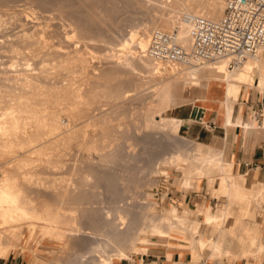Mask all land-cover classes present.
Returning <instances> with one entry per match:
<instances>
[{"label": "rangeland", "instance_id": "obj_1", "mask_svg": "<svg viewBox=\"0 0 264 264\" xmlns=\"http://www.w3.org/2000/svg\"><path fill=\"white\" fill-rule=\"evenodd\" d=\"M109 1H112L113 6L109 5L111 4ZM140 1H145L144 3L147 2L145 4L146 6L142 5L143 3ZM140 1L132 0V3H135L128 4L124 0H108V7H110V10H113L111 11L112 16H110L109 10H106V3H108L106 0H0V22L2 21L3 26L0 31V70L10 63H12L11 66L13 65L12 68H14V70L23 66V59L18 55V30L20 29L19 24L22 23L29 35L34 37L42 36L48 41V43L56 44L57 47L66 51L64 55L57 56L56 58L54 57V60H51V57L49 58V56H47V59H49V62H45L46 70L49 68V71L47 72H59V76L56 75L58 78L60 77V80L64 79L63 81H65V78L69 75L74 79L77 78L79 81L78 82L76 79L77 84L80 83L79 86L83 89V87L85 88V86H87L86 84H88L87 79L90 81V78L92 77L89 75H92L91 73L94 72L91 71L93 67L105 69L109 63H112L110 62V59L107 57L105 58L106 55H104L105 52L109 51V45H107L109 43L104 44L103 41V43L97 45L96 42H98V40L96 41L95 36L97 38V35H100L101 37H104L105 40H110L113 43L115 42L114 44L120 43L119 41H121V39L124 40L130 38V35L133 34L130 29H133V27L136 28V26L138 27V25L145 19L148 20L149 10H151L149 0ZM190 1L197 6H202L206 2L212 0ZM139 2L142 4H138ZM62 3H64L63 5H65V7L68 5L66 10L68 7H71V14L67 15L69 11H67L66 14H61L65 13L63 12L65 7L64 10L61 8L63 6ZM150 3H152V0H150ZM114 5L115 7L117 6V10L115 8L112 9ZM59 9H61L62 12L58 11ZM78 10L84 14L81 16L83 18L80 19L81 21L84 20L83 24L85 26H87V22H85L87 21L86 18L92 19L95 16V19L93 18V20L97 21V23L91 21V23H95V29L90 35L85 37H83L79 31L78 26H75L77 24H74V22H77L79 19H76ZM73 11H75L74 13L76 14H74ZM86 13L88 14L86 15ZM89 14L93 15V17ZM100 19L101 21L98 22ZM103 19L104 21H102ZM46 25L51 26L48 28ZM43 26L45 29L47 28L48 31L47 29L45 31ZM42 27L44 31L42 30ZM95 32H97L96 35ZM99 42L102 41L99 40ZM86 48L93 50L94 52L93 56L88 58V71L86 74L82 75L78 71L70 73V68L65 70L64 68L59 70V68L56 70L58 63L62 59L73 61V57L76 56L78 52L84 51ZM116 53L119 57L128 54L127 51H124L123 47L118 48ZM122 59H125V57H121V60ZM54 64H57L56 68L52 66ZM54 69L55 71L53 72ZM8 70L6 68L7 73L0 71L1 112L3 111L2 107L5 105V102L6 104L14 102L13 100L10 101V95L7 96V94L11 92L9 91L10 88L14 87V81L6 79V76L11 73V68ZM25 72L28 71L26 70ZM132 77H134L135 80L145 79L144 76L141 75L140 77V74L138 75V73L131 72L124 75L117 74L113 79L108 81V83L111 84V82L114 83L115 81V85L120 81L122 83V81L131 79ZM127 82L128 80L123 82L122 85H125ZM255 82H258V78L255 79ZM17 83H19V81ZM128 85H125L126 87L124 86L123 88L126 90L124 91L127 94L123 91L125 95H120L122 99L120 97L117 100L109 96L107 97L106 95V97L100 96L99 99H96L90 104L86 102V99H82L83 102L81 101V104L84 103V105L82 104L83 106L88 104V108L85 114L78 117V119L81 118L79 119L80 121L76 119V121H78L77 126L81 121L83 123H80V126H78L79 130L82 128L79 135L69 139L68 143L65 142L66 144H62L63 146L59 144L60 146L58 147L56 146L57 144H55L52 149L48 147L47 155H41L43 157H35V153H30L33 157H26V159L22 156V154L25 153L22 151L23 148H20L19 146L14 147L13 153L2 152L0 154V156L4 158V163L6 162L3 166L1 165L3 169L8 166V169L5 168V170H8L10 175H13L11 174V171L16 174L13 175L14 180L16 179L15 181L17 185L15 189L18 190L19 188L24 191L25 195L23 193V196L27 197V205L29 207H40L42 205L45 207L48 206V213L57 216L54 220V227L58 228V231L61 230L60 232L65 235L59 236L57 234H51L50 232L42 234V232L39 231L41 229L38 224H35L36 227L31 230V232L33 231L31 233L28 230V224L24 221L22 223L19 221L18 224H16V226L21 224L19 227L17 226L18 231L21 227V230L19 232L17 231L19 238L16 240V246L13 249H10L6 256H14L19 253L23 257L22 264H75L71 261L73 253L81 251L87 248L92 242L94 243L99 240L100 237H102L100 235L98 236V232H100L99 230H112L113 228L111 226V228H109L110 224L108 225L109 222H112L117 227V230H124L126 226L131 223V229L129 228V233H131L130 236L136 235L135 232L140 229L145 233V235L137 234L136 237H139L141 240H146L147 243H139L136 241L133 251L128 252L129 258L126 259L131 260V264H138L136 259L142 253L163 252L165 253L166 258L169 259L170 252L174 250L179 253V260L182 262L174 260L178 263H174L173 261L172 264H187L191 259L190 247L178 243L177 240H179V238L189 240V238L184 235H179L180 232L177 229H168V221L161 218L162 210L167 209L172 205L176 206L179 212L186 208L191 211L188 219L193 220L202 218L203 205L205 204L210 205L211 210L214 212L217 210V204L219 203L226 205L228 208L227 210L230 211H237L240 206H242V203H239L237 197L231 194L232 191L228 192L227 190H223L220 192V189L217 186L220 182V175L218 173L213 172L210 174L209 176L212 177L210 180L207 176L198 177L193 173L190 177L183 176L186 174L182 172V167L186 162L189 160L191 161V155V158H188V161H185L184 159H181V161L177 159L172 160L173 157L169 159L168 157L173 156L171 155L173 154L172 152L176 154V152H178L177 150L185 152L183 154L191 153L190 151L192 147L190 142H188L187 139L186 141L185 138L192 140L196 139L185 136L181 132H178L177 135L168 130L161 131L154 127H144L142 121L143 118L141 116H143L142 112H144V108L147 104L149 105V102L152 103L154 100L151 92L153 90L150 91V89L147 90L142 87H138L137 90L133 86L128 87ZM145 85L146 83L144 86ZM199 89L200 87L198 86L186 83L183 89L179 92L177 104L193 100L191 97H187L197 94ZM14 90L15 92H18L16 88ZM249 93H251L253 97L258 98V100L260 99V96H263V99L261 100H264V90L261 91L254 86H250L246 88V91L242 96L244 103H238L240 100L239 97L236 100L238 105H242L243 108L245 106L247 110L243 117H250V120H253L250 114L254 107V103L249 102V98L247 97ZM7 99L9 101H7ZM58 101L56 102L59 103ZM61 102L62 101H60V103ZM68 102L69 101H63L62 103L68 104ZM196 102L199 103V100L197 99L195 103ZM56 105V107L60 106V104ZM194 105L193 107H196ZM173 111L174 110L167 108L165 111H161V114L163 116H171ZM105 113H109L105 118L108 119L107 117L110 116L109 120L112 122L110 125L112 131L109 135L106 134L107 136L104 135L105 133L102 134L105 129H103L104 127H102V125L104 126V124H102V121L100 120V115L104 116ZM60 116L62 125L66 127L68 123L65 118L66 115L62 114ZM196 120H200V118ZM248 120L249 119H246V121ZM89 139L96 140L95 145H90L89 148L91 150L85 148V141ZM181 147H185L186 149L188 147L191 148L190 150H188L189 148L187 150L185 148V150H180ZM215 147L219 148L217 146ZM14 154H18L17 157H12L10 160L9 156H13ZM183 154L180 153V156L184 158ZM187 157L189 156L187 155ZM5 158L7 160H5ZM9 160L11 165H9ZM18 160H21V164L15 163L19 162ZM26 160L27 163L25 162ZM23 161L25 162L24 168L22 164ZM160 162L165 163L162 164ZM2 163L0 162V164ZM12 164L18 169L16 168L14 171L11 170L13 167ZM90 164L93 167L91 166L90 168V166H88ZM14 167L12 169H15ZM24 169L25 171L23 172ZM19 171L22 172L19 173ZM104 175L111 177L108 178L106 176L105 178ZM111 178H115L116 180L114 182L115 187H111L112 189H110L106 183V180ZM186 179L191 180L190 188L185 187ZM75 181L77 183L82 181L85 183L82 188H89V194L92 192L91 196L93 197L91 202L83 203V201H75V203H70L66 200L67 197L65 196H62V201L59 199V196L56 197L64 189V186L67 184L72 185ZM92 186L95 187L94 190ZM184 194H187L186 199H184ZM256 204L258 203L254 201L250 202L253 211L251 210L249 212L250 216L249 214L243 216L241 222L242 225L245 223L250 225L257 223L260 226L261 240L264 242V210ZM93 207L98 209L95 210L98 212L97 228L99 229H97V231L90 229V224L88 223L89 220L85 217L87 211H91L90 209L94 210ZM82 209H84V211L86 210V213ZM83 212L85 215L82 216ZM107 212L109 213V216L106 215ZM251 214L253 215L251 216ZM144 215L151 216V220L142 218ZM69 218H73V222L70 224H68V220H70ZM65 222L68 223L66 224ZM222 222L217 226H215L216 224L204 225L203 223H200L199 231L201 235H209L213 240L220 239L221 235L226 234L227 230L229 232L233 228H230L225 221ZM106 223L107 225H105ZM154 223L161 227L159 233H155L151 230V224ZM240 228L242 229L241 226ZM233 230L235 232V243L227 240L228 243L225 241L223 244L226 247L227 245L230 247L232 246L233 251L237 253L239 252L237 251L239 247L238 240L242 241L243 237L239 236L238 239L236 238L238 237L236 232L241 231H239V226H235ZM91 231L93 232L91 233ZM170 231L173 232L172 235L170 234ZM241 233L242 232L238 234L241 235ZM236 243L238 244L237 246ZM142 246H146L145 251L142 250ZM185 252L189 255V258H187L188 256L186 258L183 257ZM200 254L202 257L200 263L204 264H264V251L257 252L256 254L254 250H252V253H249L245 257L235 254H222L217 257L216 255L211 254V251H209L208 248L204 247L200 250ZM90 256L98 258V255H94L93 253ZM36 257L39 259H35ZM85 264L87 263L85 262Z\"/></svg>", "mask_w": 264, "mask_h": 264}, {"label": "bare ground", "instance_id": "obj_2", "mask_svg": "<svg viewBox=\"0 0 264 264\" xmlns=\"http://www.w3.org/2000/svg\"><path fill=\"white\" fill-rule=\"evenodd\" d=\"M106 1L108 2V0ZM124 1H126L128 4L132 3V0ZM109 2L106 3L107 8H109H106V10H109L110 16H112L111 11L113 10H110V7H108ZM140 2L138 4L143 3L142 5L146 6L145 4L147 2ZM110 3L111 4L109 5L113 6L112 1ZM134 3L135 2H133L132 4ZM152 3H150L149 0V6L151 10L147 9L150 11H148V20L145 19L146 21L144 20L143 22H141L138 27L136 26V28L133 27V29H130L133 32V34L130 35V38H126L124 40L121 39V41H119L120 43L114 44L115 42L113 43L110 40H105V38L101 37L100 35H97V38L95 36L96 41L98 40V42H96L97 45L99 43H103V41L104 44L109 43L107 44L109 45V51L105 52L104 55H106L105 58L107 57L108 59H110V62L112 63H109V65H107V68L105 67V69H98L96 67H93L91 71L94 72L91 73L92 75H89L92 77L90 78V81L89 79H87L88 84H86L87 86H85V88L83 87V89L81 88V86H79L80 83L77 84V78L76 81V79L69 75L65 78L66 80L63 81L64 79L60 80V77L58 78L59 72H47L49 71V68L48 70H46L45 67V62L49 60L47 59V56H49V58L51 57V60H54L57 56L64 55L66 51L60 47H57L56 44L48 43V41L42 36L34 37L29 35L26 32V28L24 27V25L20 23V29L18 30V55H20L19 57L23 59V68H16L17 70H14V68H12L13 65L11 66L12 63H10L9 65L3 67L2 70H0L6 72V68L7 70L11 68V73L10 75L6 76V79L14 81V87H11L9 90L11 92L7 94V96H11V98H9L10 101L13 100L14 102L7 104L5 102V105L2 107L3 111H0V154L2 152L13 153L14 147L19 146L20 148H23L22 151L25 152L22 154L23 158L33 157L30 155V153H35V157L47 155L48 147L52 149L55 144H57L56 146L58 147L60 145L63 146L62 144H64L65 142L68 143L69 139L74 136L77 137V135H79L82 128L79 130L78 126H80V123H82V121L77 126V122L80 121L79 119H81H78V117L85 114L88 108V104H85L86 106H83L84 103H82L83 105L81 104L82 99H86V102L89 104L93 103L96 99H99L100 96L106 97V95L107 97L109 96L113 99L118 100V98H120L122 95H125L124 93H126V90L123 88L128 84V87L133 86L136 89L138 87H142L143 89H150V91L153 90L151 92L153 94L154 100L153 102L151 100L152 103L149 102V105L147 104V106L144 108V112H142L143 116H141L143 118L142 121L144 127H154L161 131L168 130L175 134L180 132L179 129L182 125V119L174 116H163L161 114V111H165V109L170 107L173 101L174 94L182 90L186 83L207 90H210L211 87H214L215 89H218L220 91V96L217 98V111L223 116L226 127L240 125L244 133L249 131L251 127H258L255 118H253V120L243 122L241 121L240 115L238 113L236 119L234 120L231 118V112L233 103L236 102L240 93H244L246 91V88L254 86L261 91L264 90V54H262V52L257 53L256 55H250L242 58L240 63L236 67L232 68H229L224 60L203 63L189 62L178 64L153 62L149 59V57L146 56L145 53L148 43V34L153 28L172 30L176 34L178 42L183 45H187L190 40L189 25L191 17L195 15H202L213 19L218 18L222 13L223 0H212L210 2H206L202 6H197L190 0H152ZM63 4L64 3H62V5ZM64 7L65 5H63L61 8L64 10ZM113 8L116 9L117 6L115 7L114 5L112 9ZM70 9L71 7H68L66 11H63L65 13L61 14H66L67 11H69L67 15L71 14ZM58 11L62 12L61 9H59ZM74 12L75 11H73V13ZM87 14L88 13H86V15ZM77 15L76 19H79L77 20V22H74V24H77L75 26H78V29L83 37L90 35L95 29V23L93 24L91 23V21L97 23V21L93 20L95 16L93 17V15L89 14L93 18H86L87 21L85 22H87V26H85L83 24L84 20L82 19L83 21H81L80 19L83 18L81 17L84 15L83 12L78 10ZM100 21L101 19L98 22ZM102 21H104V19ZM50 26H48V28ZM2 27L3 26L1 21L0 31L2 30ZM96 34L97 32H95V35ZM99 40L102 42H99ZM122 47L124 48V51L128 52V54H125V56L120 55L121 57H125V59L121 60V57L118 56L116 51L118 48ZM93 53V50L86 48L84 51L78 52L76 56L73 57V61H66L62 59L58 63L56 70H58L59 68V70H61L62 68H64V70L70 68V73H75V71H78L82 75L86 74L88 71V58L90 56H93ZM54 65L52 66L56 68L57 64L55 66ZM26 70L28 72H25ZM54 71L55 69L53 70V72ZM131 72L138 73V75L140 74V77L142 75L145 77V79L141 80L139 78L140 80H135V78L132 77L131 79H126L128 80V82L125 85L123 84L124 86L122 85V83L126 82V80L122 81V83L121 81H118L121 84L118 83L114 85L115 81L114 83L111 82V84L108 83V81L113 79L117 74L124 75ZM256 78H258V82H255ZM18 81L19 83H17ZM145 83L146 85L144 86ZM15 88L18 90V92H15ZM7 101L9 100L7 99ZM56 101H58L59 103H57ZM60 101L69 102L68 104H64L61 102L63 104L62 105ZM54 102L58 105L60 104V106L56 107L57 105ZM62 114L66 115L65 118L68 121L66 127L62 125L60 116ZM108 114L105 113L104 116L100 115V120L102 121L100 122L104 124V126L102 125V127H104L103 129H105L102 132V134L105 133L104 135H109L112 131V127L110 126L112 122H110L109 120L110 116L107 117L108 119L105 118ZM76 119H78V121H76ZM186 139L188 140V138H185V140ZM95 141L94 139L86 140L85 148L90 149V145H95ZM184 148L181 147L180 150ZM190 148L188 150H190ZM177 151L178 152H176V154L172 152L173 154L171 155L173 156H169L168 159L173 157L172 160L177 159L181 161V159H184L185 161H188V158L192 157L191 161L189 160L182 167V172L186 174L183 176L190 177V175L193 173L198 177L207 176L210 180V178L212 179V177H210L209 175L213 172H216L220 175V182L219 185H217L220 189V192L223 190H227L228 192H230V187H233L234 190L232 192L234 193V196L237 197L239 203H242V206H240L237 211L227 210L228 208L226 207V205L219 203L217 204V210L215 212L211 210L210 205L205 204L203 205L202 218L193 220L188 219L189 213H191V211L186 208L179 212L177 207L172 205L171 207L162 210L161 218L168 221V229H177L180 232L179 235H184L189 238V240H183L178 237L179 240H177L178 243L190 247L191 259L187 264H204L200 263L202 261L200 250H202L204 247L208 248L209 251L213 252L217 257L222 254H235L245 257L249 253H252V250H254L256 254L257 252L264 251V242H262L260 237V226L257 223H251L252 225H250L246 223L244 224V222V225H242L241 222L243 216H245L246 214H249L250 216L249 212L252 210L250 206L251 201L257 202L258 204L256 205L263 208L264 210V185L254 182L251 187L245 186V176L233 173L232 163L224 160L225 158L223 159V151H221L220 149L211 147L209 151L203 152L191 148V153L189 154H183L185 152H181L179 150ZM179 152L184 155V158L180 156ZM17 155L18 154L9 156L10 160L12 157H17ZM187 155L189 157H187ZM5 160L7 159L5 158ZM10 160L8 161L9 165H11ZM20 161L15 163L21 164ZM0 162L2 163L0 164V258L5 257L9 250L13 249L16 246V240H18L19 238V235L17 234L18 225L16 226V224H18L19 221H21V223L24 221L26 224H28V230L30 232L33 228L36 227L35 224H38L41 229L39 231L42 232V234L50 232L51 234L53 233L59 236H63L64 234L60 232L61 230L58 231V228H55L53 225L55 223L54 220L57 216L48 213V206L45 207L44 205H42L40 207H29L27 205V197L23 196L24 191L20 190L19 188L18 190L15 189L17 186L15 181L16 179L14 180L13 176L15 173H12L11 171V174L13 175H10V173H8V170H5V168H7L8 166H4L5 168L3 169L2 166L3 164H6V162L4 163V158H2V156H0ZM25 162L27 163V160ZM25 162H22L23 168L25 166ZM160 163L164 164L165 162ZM88 166H90L91 168L92 165L90 164ZM12 168L11 170L14 171L17 167H14L15 169ZM24 171L25 169L23 170V172ZM21 172L19 171V173ZM107 177L109 178L111 176ZM115 181V178L106 180L107 186L112 189L111 187H115ZM81 182L82 181H80V183H77L75 181L76 185L74 183L72 184L73 186L67 184L56 197L59 196V199L62 201V196H65L67 197L66 200L70 203H75V201H83V203L91 202L93 198L91 196L92 192L91 194H89V188H82L85 183ZM190 186L191 180L186 179L185 187L190 188ZM94 188L95 187H93V190ZM82 210L84 211V209ZM90 210L91 211H87L85 217H87L86 219L89 220L88 223L90 224V229L93 231H97V229H99L97 228L98 212H96L95 210L98 209L94 208V210ZM84 212L86 213V210ZM84 212L82 216L85 215ZM106 215L109 216V213L107 212ZM252 215L253 214H251V216ZM142 218L151 220L152 217L149 215H144L142 216ZM69 219L70 220L67 219L69 221V223L67 222L68 224L73 222V218ZM222 221H225L230 228L239 226V231L241 230L240 232L242 233L240 235L238 234L240 232H236V234L238 235V237L236 238L238 239L239 236L243 237L242 241L238 240L239 245L236 243V246H239L237 250L239 252L236 253L233 251L232 246V248L228 245L226 247L223 244L227 240L235 243V232L233 228L229 232L227 230L228 233L226 232V234L221 235L220 239L216 240H213L209 235H201L199 231L200 223H203L204 225L216 224L215 226H217ZM107 223L105 225H107ZM130 224L126 226L127 229L125 228L124 230H117V227L112 222H109V228L112 227L113 229H109L110 231L99 230L100 232H98V236L100 235L102 237H100V239L95 241L94 243L92 242L91 244H89L87 248L81 251L74 252L71 261H73L75 264H85V262L87 264H107L111 260L129 258L128 252L133 251V247L136 245V241L139 243H147L146 240H141L139 237H136L137 234L145 235V233L141 229L135 232L136 235L130 236ZM240 226L242 227V229L240 228ZM150 228L155 233H159L161 229V227L155 223L151 224ZM93 231H91V233ZM170 234L172 235L173 232L170 231ZM142 250L145 251L146 246H142ZM92 253L94 255H98V258L91 257L90 255H92ZM35 259L39 258L36 257Z\"/></svg>", "mask_w": 264, "mask_h": 264}, {"label": "crops", "instance_id": "obj_3", "mask_svg": "<svg viewBox=\"0 0 264 264\" xmlns=\"http://www.w3.org/2000/svg\"><path fill=\"white\" fill-rule=\"evenodd\" d=\"M180 91L174 94L169 108L174 110L171 116L182 119L180 132L185 136L196 139H188L191 147L203 152L209 151L211 147L220 149L223 151V159L225 158L224 160L232 163L233 173L245 176V186L251 187L254 182L264 185V127H261V125L258 128L254 126L245 133L240 125L226 127L223 116L217 111V98L220 96V91L214 87H211L210 90L200 88L197 94L187 97H191L193 100L177 104ZM243 94L240 93L238 96L240 99L238 102L244 103L242 100ZM247 97L249 102L254 103V107L258 103L264 104V100H261L263 96H260L258 100L249 93ZM197 99L199 103H195ZM193 105L196 107H193ZM246 112L245 106L243 108L242 105L234 102L231 118L235 120L239 113L241 121L250 120V117H243ZM199 118L200 120H196ZM243 162H247V164L244 165ZM233 190L234 188L230 187V191ZM231 194L234 195L233 192ZM186 196L187 194H184V199H186ZM211 254L215 255L213 252ZM183 257L189 258V255L185 252ZM179 259V253L174 250L170 252L169 259L166 258L163 252H149L140 254L136 262L138 264H172L174 260ZM22 262L23 257L19 253L14 256L0 258V264H22ZM178 262H181V260ZM178 262L174 261V263ZM107 264H131V260L120 258L111 260Z\"/></svg>", "mask_w": 264, "mask_h": 264}, {"label": "built area", "instance_id": "obj_4", "mask_svg": "<svg viewBox=\"0 0 264 264\" xmlns=\"http://www.w3.org/2000/svg\"><path fill=\"white\" fill-rule=\"evenodd\" d=\"M189 35V43L183 45L172 30L153 28L146 56L166 64L224 60L229 68L236 67L242 58L264 52V0H223L218 18L191 17ZM263 109L264 104L258 103L250 114L261 127Z\"/></svg>", "mask_w": 264, "mask_h": 264}]
</instances>
